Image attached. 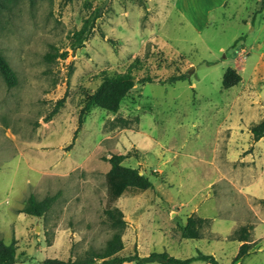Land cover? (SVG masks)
I'll list each match as a JSON object with an SVG mask.
<instances>
[{"label": "rangeland", "instance_id": "obj_1", "mask_svg": "<svg viewBox=\"0 0 264 264\" xmlns=\"http://www.w3.org/2000/svg\"><path fill=\"white\" fill-rule=\"evenodd\" d=\"M105 1L14 0L0 14V52L18 78L9 88L0 74V238L15 243L17 264L103 250L113 233L105 159L123 154L153 186L115 203L127 222L120 256L201 251L219 264H264V137L250 132L264 118V0H108L72 50ZM136 60L133 75L154 82L136 84L117 113L94 108L72 144L101 74ZM229 69L242 79L224 89ZM179 74L187 80L163 82ZM31 194L59 197L37 218L21 213ZM193 214L207 219L202 237L184 239ZM243 226L252 246L235 262Z\"/></svg>", "mask_w": 264, "mask_h": 264}, {"label": "trees", "instance_id": "obj_2", "mask_svg": "<svg viewBox=\"0 0 264 264\" xmlns=\"http://www.w3.org/2000/svg\"><path fill=\"white\" fill-rule=\"evenodd\" d=\"M14 0H0V14L10 8ZM100 16L98 10L96 14L85 22L83 27L74 32L71 49L77 50L83 46V43L90 35V31L94 27L95 20ZM68 52L57 54V57L65 59ZM56 56L48 54L47 58L51 59ZM139 60H136L125 73L109 74L103 72L101 74V83L97 89L87 94L84 97L82 107L79 112L77 129L74 130L73 142L82 129L85 117L94 109L100 108L110 113H117L120 105L125 97L138 83H152L154 79L150 76L137 78L133 75V70L137 68ZM0 74L3 77L6 85L9 88L15 87L18 82L17 75L12 69L10 63L5 56L0 52ZM241 76L234 70L229 69L223 77V88L230 89L237 86L241 82ZM187 80L186 74H179L170 76L164 83H175L178 81ZM65 98L59 100L56 107L48 116L47 121L55 116L61 107H63ZM251 135L254 142H258L264 137V118L259 122L253 124L250 128ZM127 156L123 154H114L111 158L105 160L109 163L110 169L106 175L108 205L104 210L106 221L113 230L111 238L107 241L105 247L100 252L89 251L83 257L66 260L57 258H48L41 264H193L195 262H205L207 264H219L214 256L198 251L196 256L181 259L170 255L167 252H152L148 256H140L137 251L127 256H120L119 253L124 249L123 234L127 226L123 211L115 205L118 198H121L129 189L138 191H147L152 188L153 183L150 178L141 173L138 168L126 166L124 164ZM26 201L21 213L29 216L41 218L43 217L56 203L58 194L49 195L38 200L31 194ZM207 223V219L199 217L195 214L187 218L186 224L182 227L181 235L184 239L198 240L202 237V229ZM251 226H243L234 234L235 239L242 243L239 252L235 258V262L240 261L246 257L251 249L250 231ZM17 248L14 242L6 244L0 238V264H17Z\"/></svg>", "mask_w": 264, "mask_h": 264}, {"label": "water", "instance_id": "obj_3", "mask_svg": "<svg viewBox=\"0 0 264 264\" xmlns=\"http://www.w3.org/2000/svg\"><path fill=\"white\" fill-rule=\"evenodd\" d=\"M107 1H108V0H106V1L104 2V4L101 6L100 12L102 11L103 7L106 5ZM93 264H97V263H93Z\"/></svg>", "mask_w": 264, "mask_h": 264}, {"label": "crops", "instance_id": "obj_4", "mask_svg": "<svg viewBox=\"0 0 264 264\" xmlns=\"http://www.w3.org/2000/svg\"><path fill=\"white\" fill-rule=\"evenodd\" d=\"M166 3H168V1Z\"/></svg>", "mask_w": 264, "mask_h": 264}]
</instances>
